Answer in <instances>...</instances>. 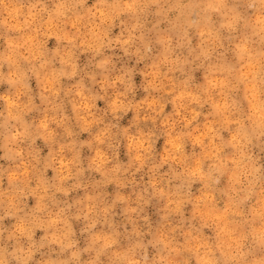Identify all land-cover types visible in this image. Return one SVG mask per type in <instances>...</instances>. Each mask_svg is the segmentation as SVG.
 <instances>
[{
	"label": "clouds",
	"instance_id": "obj_1",
	"mask_svg": "<svg viewBox=\"0 0 264 264\" xmlns=\"http://www.w3.org/2000/svg\"><path fill=\"white\" fill-rule=\"evenodd\" d=\"M0 264H264V0H0Z\"/></svg>",
	"mask_w": 264,
	"mask_h": 264
}]
</instances>
